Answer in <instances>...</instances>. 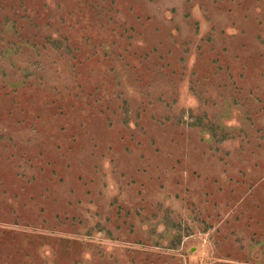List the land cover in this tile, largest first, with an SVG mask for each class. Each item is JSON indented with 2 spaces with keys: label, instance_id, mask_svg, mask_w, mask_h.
Masks as SVG:
<instances>
[{
  "label": "rangeland",
  "instance_id": "1",
  "mask_svg": "<svg viewBox=\"0 0 264 264\" xmlns=\"http://www.w3.org/2000/svg\"><path fill=\"white\" fill-rule=\"evenodd\" d=\"M0 264H264V0H0Z\"/></svg>",
  "mask_w": 264,
  "mask_h": 264
}]
</instances>
